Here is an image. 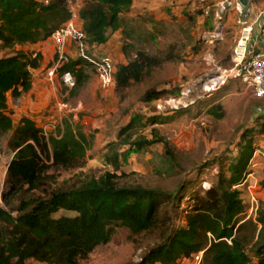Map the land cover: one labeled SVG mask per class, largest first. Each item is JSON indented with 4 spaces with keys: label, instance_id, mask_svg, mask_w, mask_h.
I'll return each instance as SVG.
<instances>
[{
    "label": "rangeland",
    "instance_id": "rangeland-1",
    "mask_svg": "<svg viewBox=\"0 0 264 264\" xmlns=\"http://www.w3.org/2000/svg\"><path fill=\"white\" fill-rule=\"evenodd\" d=\"M89 1L67 0L80 37L66 42L61 56L56 53L52 35L47 39L48 55L42 72L48 79V96L31 115L39 128L45 127V133L64 119L78 124L85 135L93 137L92 145L73 166L53 167L47 174L54 176L56 184H76L110 172L120 186L140 185L170 192L173 199L163 204L160 213L169 233L185 224L184 209L193 204L196 193L217 182L220 171L225 173V167L236 156L241 135L252 129L256 153L249 162L252 177L247 182L252 185L250 191L255 199L252 209L247 183L238 187L245 202V217H254L260 203L264 204V136L256 131L257 109L263 98L254 95L237 71L233 49L240 24L235 11L228 9L216 15L217 0L211 1L207 15L206 3L201 0H133L123 17L128 37L117 31L103 46L95 48L85 41L78 16ZM16 49L37 51L31 45ZM138 49L162 61L140 81L116 88V66L125 64ZM7 52L0 49V57ZM87 52L98 58V64L107 60L109 68L103 79L109 86L104 87L102 74L91 69L88 81L76 91L70 90L57 74L59 60L84 57ZM166 57L170 59L164 60ZM149 90L157 96L146 99ZM214 109L221 117L211 113ZM17 112L11 111L14 125L19 120ZM134 118L136 135L151 138L155 131L173 146L176 165L169 173L156 165L155 154L163 152L161 143L140 151L116 143L119 130ZM10 135L11 132L0 134V207L15 214L16 198L11 197L10 202L2 199L9 186ZM62 214L73 213L59 211L56 215ZM163 231L164 227L159 226L134 232L123 225H113L110 240L81 258L79 264H141L148 250L161 242ZM26 264L48 263L29 259Z\"/></svg>",
    "mask_w": 264,
    "mask_h": 264
},
{
    "label": "trees",
    "instance_id": "trees-1",
    "mask_svg": "<svg viewBox=\"0 0 264 264\" xmlns=\"http://www.w3.org/2000/svg\"><path fill=\"white\" fill-rule=\"evenodd\" d=\"M132 4L133 0H90L78 12L87 44L96 48L117 31L128 37L123 17ZM71 15L67 0H0V49L9 50L0 57V134L11 132L7 146L12 153L7 165L8 191L2 199L17 200L15 214L0 207V264H26L29 259L79 264L81 258L110 240L113 225L134 232L164 227L161 242L148 250L141 264H179L199 250H204L201 264H252L253 258L254 264H264V204L260 203L254 217L246 218L238 187L249 172L255 151L252 129L241 135L226 174L220 171L215 184L195 194L193 204L184 209L185 224L169 233L160 213L163 204L173 199L170 192L120 186L110 172L76 184H56L54 176L47 174L50 168H68L83 159L93 137L66 119L46 134L30 117L23 116L14 125L7 101L8 96L18 98L31 88V70L38 68L42 59L39 51L16 46L47 40ZM161 61L136 50L125 64L116 66V88L140 81ZM98 62L87 52L84 57L61 58L56 71L58 75L69 72L74 79L70 90L76 91L88 81V71L95 70ZM156 96L149 90L145 98ZM211 113L221 117L215 109ZM260 118L256 131L264 134ZM136 123L134 118L123 126L116 143L134 151L161 143L163 152L155 154L156 165L169 173L176 165L173 146L155 131L151 138L136 135ZM59 211L73 214L57 216Z\"/></svg>",
    "mask_w": 264,
    "mask_h": 264
},
{
    "label": "built area",
    "instance_id": "built-area-1",
    "mask_svg": "<svg viewBox=\"0 0 264 264\" xmlns=\"http://www.w3.org/2000/svg\"><path fill=\"white\" fill-rule=\"evenodd\" d=\"M47 1L48 0H44V2ZM201 1L206 3L204 11L207 15L209 13V4L212 0ZM250 1L251 0H248L247 5L245 7H242L238 0H217L214 3L216 7L214 12L217 15L218 13L226 12L228 9H233L235 11L237 15V22L238 24H240L237 42L233 49L237 71L239 74H242L244 79L249 83V86L252 88L253 93L256 97H264V51L255 50L256 37L253 35L254 24L258 22V19L261 15H264V11H261L257 17H254L252 19V6ZM74 16L75 15L72 12L71 18L60 27H58L52 34L56 53L60 56L64 53L63 48L66 42H75L80 37V28L77 24L74 23ZM107 68H109L107 60H103L102 63L97 64L95 68L97 72L102 74V79L104 76L103 74L107 71ZM59 79L61 80L62 84L68 89L73 88L74 79L69 72H65L59 75ZM102 85H104V87L109 86V82L106 80V78L103 79ZM41 129L42 132L46 134L45 127ZM255 153L256 151H254L253 156L255 155ZM252 158L250 159V161L252 160ZM250 177H252V173L249 171L246 174L243 182L239 185L246 184ZM248 183L246 184V187L250 194L249 203L252 209L254 207L253 203L255 199L250 191L252 185ZM203 253L204 250H199L191 254L190 257L182 258L179 261V264H201Z\"/></svg>",
    "mask_w": 264,
    "mask_h": 264
},
{
    "label": "crops",
    "instance_id": "crops-1",
    "mask_svg": "<svg viewBox=\"0 0 264 264\" xmlns=\"http://www.w3.org/2000/svg\"><path fill=\"white\" fill-rule=\"evenodd\" d=\"M250 3L252 6L251 18L253 19L254 17H257L261 11H264V0H251ZM253 35L256 37L255 50L264 51V15H261L258 22L254 24ZM48 43V40H45L35 45H31V47H37L36 50L41 53V65L38 68L31 70V88L18 98L8 96L7 101L8 108H11L10 111H18V118L23 116L30 117L34 119L35 123L37 120L31 114L36 111L35 109L44 103L43 100H45L48 96L46 93L48 92L49 83L47 77L45 76L46 72H42L46 56L48 55ZM103 45L104 43L98 47ZM262 98L261 104L257 110L258 115L261 116L260 120L264 121V97ZM261 136H264V134H261ZM243 203L245 202L243 201Z\"/></svg>",
    "mask_w": 264,
    "mask_h": 264
},
{
    "label": "water",
    "instance_id": "water-1",
    "mask_svg": "<svg viewBox=\"0 0 264 264\" xmlns=\"http://www.w3.org/2000/svg\"><path fill=\"white\" fill-rule=\"evenodd\" d=\"M238 2L242 5V7H245L247 5L248 0H238Z\"/></svg>",
    "mask_w": 264,
    "mask_h": 264
}]
</instances>
